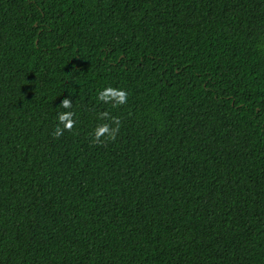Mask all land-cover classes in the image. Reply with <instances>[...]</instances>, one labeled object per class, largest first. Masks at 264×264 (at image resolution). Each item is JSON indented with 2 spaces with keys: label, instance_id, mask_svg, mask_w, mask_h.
<instances>
[{
  "label": "trees",
  "instance_id": "obj_1",
  "mask_svg": "<svg viewBox=\"0 0 264 264\" xmlns=\"http://www.w3.org/2000/svg\"><path fill=\"white\" fill-rule=\"evenodd\" d=\"M0 264H264V0H0Z\"/></svg>",
  "mask_w": 264,
  "mask_h": 264
},
{
  "label": "clouds",
  "instance_id": "obj_2",
  "mask_svg": "<svg viewBox=\"0 0 264 264\" xmlns=\"http://www.w3.org/2000/svg\"><path fill=\"white\" fill-rule=\"evenodd\" d=\"M110 91L109 89H105L102 92L99 93V98L100 99H106L107 98V92ZM119 101L123 103L126 100V94L123 90H119ZM63 108H70L71 103L68 99H64L62 101ZM73 113L70 112H65V113H60L57 117L58 121L60 124L63 125V129H61L59 126L55 130V136L59 137L63 134V130L65 129H71L73 126V120L71 119ZM115 129L109 130V128L105 125L102 127H99L96 131V139H99L100 135L107 132L109 134V138H114L115 135Z\"/></svg>",
  "mask_w": 264,
  "mask_h": 264
}]
</instances>
